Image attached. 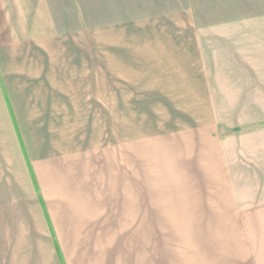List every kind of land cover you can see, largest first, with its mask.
I'll return each mask as SVG.
<instances>
[{"label":"crops","instance_id":"crops-1","mask_svg":"<svg viewBox=\"0 0 264 264\" xmlns=\"http://www.w3.org/2000/svg\"><path fill=\"white\" fill-rule=\"evenodd\" d=\"M66 1L0 0L4 264H121L118 196L111 188L105 200L97 161L103 142L89 145L80 126L67 120L48 122L54 131L31 136L33 125L17 99L27 90L12 88L7 74L13 65L29 66L11 71L37 78L48 73L43 49L73 31L60 13ZM186 1L187 7L177 4L152 18L174 23L145 30L137 40L129 35L128 61L161 66L160 95L173 99L178 126L168 147L170 175L201 194L193 209L204 220L189 223L237 226L239 264H264V0H202L213 6L205 8H198L200 0ZM22 48L30 49L24 64L12 56ZM41 86L33 93L49 85Z\"/></svg>","mask_w":264,"mask_h":264},{"label":"rangeland","instance_id":"rangeland-1","mask_svg":"<svg viewBox=\"0 0 264 264\" xmlns=\"http://www.w3.org/2000/svg\"><path fill=\"white\" fill-rule=\"evenodd\" d=\"M177 4L188 6L186 0L62 2L60 13L73 31L43 49L51 63L48 73L37 78L31 71H11L13 65L7 74L12 88L27 90L17 99L33 125L31 136L38 129L54 131L49 125L54 120H67L80 126L89 145L103 142L97 161L103 166L105 200L111 188L118 196L121 264H239L237 226L189 223L204 220L193 209L201 194L191 192L190 181L186 186L170 175L168 147L178 126L172 117L177 114L170 112L173 99L160 95L161 66L128 61L129 35L137 40L145 30L174 23L152 18L175 11ZM16 51L12 56L24 64L30 49ZM43 81L47 90L33 93ZM68 131L74 135L77 129Z\"/></svg>","mask_w":264,"mask_h":264}]
</instances>
